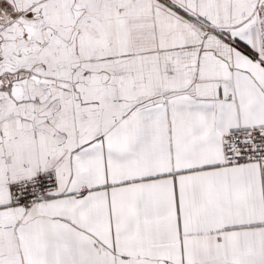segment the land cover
Here are the masks:
<instances>
[{
    "label": "snow or ice",
    "instance_id": "snow-or-ice-1",
    "mask_svg": "<svg viewBox=\"0 0 264 264\" xmlns=\"http://www.w3.org/2000/svg\"><path fill=\"white\" fill-rule=\"evenodd\" d=\"M0 264H264V0H0Z\"/></svg>",
    "mask_w": 264,
    "mask_h": 264
}]
</instances>
